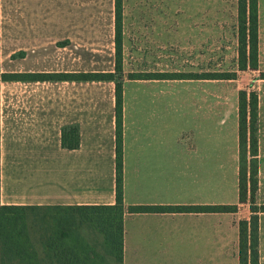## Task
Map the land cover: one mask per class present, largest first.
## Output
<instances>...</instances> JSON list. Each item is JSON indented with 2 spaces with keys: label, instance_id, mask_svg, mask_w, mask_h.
Segmentation results:
<instances>
[{
  "label": "crops",
  "instance_id": "crops-1",
  "mask_svg": "<svg viewBox=\"0 0 264 264\" xmlns=\"http://www.w3.org/2000/svg\"><path fill=\"white\" fill-rule=\"evenodd\" d=\"M258 4L264 10V0ZM114 13V0H0V74L114 73ZM150 25L149 38L160 37L165 24L159 19ZM56 30L100 39L106 32L110 59L96 55L106 68L57 69L54 56L42 65L39 52L53 54L50 48L60 41ZM63 39L58 59L71 40ZM214 80L121 81L122 264H240L238 223L249 204L239 203L238 108L215 104ZM74 126L78 147L62 148V128ZM262 143L255 201L264 205ZM114 202L115 81L0 80V205ZM215 205L237 209L127 210ZM258 227V264H264V213Z\"/></svg>",
  "mask_w": 264,
  "mask_h": 264
},
{
  "label": "trees",
  "instance_id": "trees-1",
  "mask_svg": "<svg viewBox=\"0 0 264 264\" xmlns=\"http://www.w3.org/2000/svg\"><path fill=\"white\" fill-rule=\"evenodd\" d=\"M114 73L81 74H0V80L30 77L37 80L115 81V202L95 206H6L0 205V264H122V85L117 74L121 71L122 31L121 0H114ZM258 0H238V70L257 69ZM152 76H130L128 79H148ZM153 77L190 79L182 76ZM176 77V78H175ZM211 78L230 80L234 75L215 73ZM257 93L238 92L239 140V203H248L250 216L240 220L239 262L258 264L259 214L264 205L257 204L256 139ZM247 135H249L246 150ZM62 148L78 147L77 127L62 128ZM250 154L252 164L245 165ZM249 175V176H248ZM236 205L215 206H130L131 213L144 212H214L231 213Z\"/></svg>",
  "mask_w": 264,
  "mask_h": 264
},
{
  "label": "rangeland",
  "instance_id": "rangeland-1",
  "mask_svg": "<svg viewBox=\"0 0 264 264\" xmlns=\"http://www.w3.org/2000/svg\"><path fill=\"white\" fill-rule=\"evenodd\" d=\"M159 19L160 24H165L161 26V36L151 35L150 39L149 34L153 32L148 27ZM121 31L119 80L147 74L153 77L156 74L152 72L158 70L167 77L190 78L183 80L211 78L209 76L215 73L234 75L230 81L209 79L214 80L209 83L214 86V102L228 105L234 111L240 90L255 91L258 99L257 147L260 141H264V10L261 4H258L256 70H238V0H121ZM57 33L60 35L55 38L60 41L50 48L54 53L39 52L42 65L49 64L50 57L54 56L57 69L106 68L102 62L110 59L112 53L106 32L101 39L88 36L92 32L82 38V30H56ZM66 37L71 40L67 43L64 58L58 59L56 53L61 52L58 46ZM159 54L162 56L160 62L156 57ZM247 138L246 150H249V135ZM258 162L257 156V165ZM250 164L252 159L246 153L245 165ZM241 216L247 220L249 208L242 211Z\"/></svg>",
  "mask_w": 264,
  "mask_h": 264
}]
</instances>
